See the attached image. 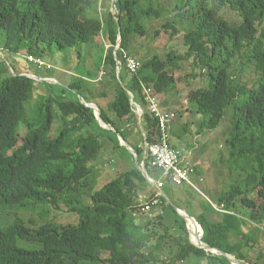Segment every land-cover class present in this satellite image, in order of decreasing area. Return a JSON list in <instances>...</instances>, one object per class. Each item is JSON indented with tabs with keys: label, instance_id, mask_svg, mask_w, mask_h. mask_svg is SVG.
I'll list each match as a JSON object with an SVG mask.
<instances>
[{
	"label": "trees",
	"instance_id": "trees-1",
	"mask_svg": "<svg viewBox=\"0 0 264 264\" xmlns=\"http://www.w3.org/2000/svg\"><path fill=\"white\" fill-rule=\"evenodd\" d=\"M115 6L116 19L109 12L101 16L98 0H0L1 50L44 62L47 55L71 50L81 59L95 46L89 57L98 65L95 78L75 77L58 90L25 76L38 78L32 71L9 74L0 68V264H230L193 246L188 225L163 197V217H138L139 197L152 200L158 193L136 166L87 191L106 140L114 152L124 149L117 135L130 143L127 131L136 126L141 140L159 141L158 121L146 98L178 92L181 61L194 73L185 80L205 83L190 92L188 104L207 118L209 131L219 129L231 113L233 138L227 143L233 157L248 166L245 177L214 203L229 214L217 213L205 200L199 201L200 214H188L202 228L194 224L195 233L204 245L240 263L264 264V232L258 228L264 226V0H117ZM154 20L163 23L153 39L184 34L188 50L149 53L131 74L125 54L143 47ZM102 73L100 80L112 83L114 95L109 99L102 90L100 118L116 133L102 129L91 108L67 96L97 104L83 97V83ZM35 95L38 102L27 112ZM131 99L143 111L145 137ZM135 151L142 158L145 146ZM150 167L147 156L148 176L159 182L162 172ZM36 210H45L43 217L65 211L78 221L63 224L48 217L36 228L30 218L18 216ZM210 215L221 221L213 223Z\"/></svg>",
	"mask_w": 264,
	"mask_h": 264
},
{
	"label": "rangeland",
	"instance_id": "rangeland-1",
	"mask_svg": "<svg viewBox=\"0 0 264 264\" xmlns=\"http://www.w3.org/2000/svg\"><path fill=\"white\" fill-rule=\"evenodd\" d=\"M162 23L163 21L160 20H154L153 22L151 21V29L148 41L142 42L143 47H140V45L135 50L137 54L134 53L133 55H129L126 53L125 56L127 55L128 57H131V59L134 60L137 59V62L140 65L141 59L147 57V54L150 53L148 55V57H150L153 54H156L157 52H163V48L165 49V47L166 49L173 48L178 55H184L185 52L188 50V46L184 45V34L178 35L174 38H169L168 35L162 34L158 39H153V37L156 35V31L162 29ZM183 31L186 30L184 29ZM116 47H120V44L118 43ZM83 52L84 53H82L81 59H79L77 51L72 50L66 52H55L53 54L47 55L43 60L45 63V67L43 70H40L35 65L30 64L25 58V56L17 55L16 57L14 56L15 54L10 55L11 53L8 54L7 51H3L0 49V68H8L9 74H12L13 71L16 72L19 70L32 71L34 75H38L39 77L53 75L61 76V73H70L68 75H62L64 79L61 82L64 81L65 84L68 85L74 81L75 77H80L84 79V77L89 78L94 77L96 75L95 67H98L97 61L94 60L95 57H89L93 56L97 52L95 46L89 48L88 52ZM51 65L53 66L52 70H50L52 68ZM180 65H182V72H178L177 76L182 77V81L179 82L178 92H176V94H173L172 96L177 101L176 111H174L177 117L174 121V130L173 124L171 127L170 134L171 136L174 135L173 138L171 137V142L173 146H176V148H180L181 140L183 139L182 144L184 145V147H182L183 152H180L181 156L185 164L191 166L197 172V175L193 178V182L195 183V186L198 190L195 191L197 199H195L194 201L197 202H195L196 204L194 207L196 209H199V211L196 212L197 214H199L201 210L199 201L205 200L199 194H204L206 197H208L207 195L209 194L211 196L210 198L212 199V201L216 204L220 197L228 193L232 187L237 185V183L245 177L244 170H248V166L233 157L231 147L227 143L233 138L231 113H228L223 124L220 126L219 129L215 131H209L207 129L208 127L205 126L208 121L207 118L197 113L196 105H188L190 92L200 87H204L205 83H202L200 81L198 82L193 78H188L185 80V77L188 74L192 76L194 73L189 65V62L181 61ZM236 69H240L239 63L235 66V70ZM102 75H104V73H102L101 76ZM101 76L99 77V79H94L95 77L92 80L85 79L86 82H84L83 85L86 88L87 94H82L84 98H86L87 96V99L89 101L92 99H94L95 101L96 99L99 100L102 90H107L109 99H111V97L114 95V88H112V83H102V80L100 79H103L104 76H102V78ZM251 78L252 76H250L249 78H245V80L249 82ZM243 79L244 77L242 78V82ZM61 82H59L58 84L47 82L44 83H46L47 86L54 85L56 86L55 89L58 90L60 89L58 85H61ZM67 96H73L74 99L81 103L82 97L72 94L70 92H67ZM37 97L38 96L35 95V97L32 99V102L28 106L27 112H29L33 105L38 102ZM169 98L171 97L162 99L163 103L165 101L168 102ZM102 102V104L105 103L104 100H102ZM96 106L98 107V105ZM188 108L189 110L192 109L194 112L189 115L186 114V112H183V110H186ZM180 115H183V118H181ZM177 135L181 136L182 139L179 140L178 138H176L175 136ZM120 145L121 147H124V149L120 148L118 149L119 152H114V149H112L110 144L108 146V140H106V143L104 144L105 147L102 148L98 159L99 172H97V175L94 178L92 187L87 190L89 194L92 193L94 190L101 189L110 180H113L117 176L126 172V170H124L123 168V163L121 159L124 156H129L130 154L133 156V154L132 152L128 151V149L121 143ZM131 145L134 146L135 144L132 142ZM136 148L137 147H135V149ZM179 151L182 150L179 149ZM129 160L132 161L131 156H129ZM201 178H204L203 184L200 182ZM172 192L173 190L166 188V191L164 192L166 193V197L164 199L169 205L172 206L173 209L176 207L180 210H183L184 208L172 198ZM175 192H177V190H175ZM211 208L212 210H216L213 206H211ZM184 211L190 216H193L192 211L190 209H184ZM43 212H45V210H36L34 212L19 211L18 216L22 218L25 222H28L27 220L28 218H30L34 222L36 228L42 224L47 223L49 221L48 217H50V220L58 219V222L63 224H74L78 221L77 216L65 211L51 210L47 217H43L42 214H40ZM139 216L143 217V214L140 213ZM209 220L213 223H218L221 221V218L218 215H210ZM188 227L191 231L190 221H188ZM167 243L169 244V246L173 245L172 241Z\"/></svg>",
	"mask_w": 264,
	"mask_h": 264
},
{
	"label": "built area",
	"instance_id": "built-area-1",
	"mask_svg": "<svg viewBox=\"0 0 264 264\" xmlns=\"http://www.w3.org/2000/svg\"><path fill=\"white\" fill-rule=\"evenodd\" d=\"M101 3L99 12L103 13L104 10L108 9L111 14L114 15L116 19L117 7L115 3L117 0H111L108 7H104L105 0H98ZM120 47H116L118 50ZM126 67L128 71L133 74L136 73L140 65L137 62V59H131V57L125 56ZM30 64L35 65L38 69H43L45 63L41 60H37L33 57L27 58ZM121 66V62H118V67ZM148 109L151 114L157 119L159 129H160V138L159 141L153 145H149L146 148V155L150 158L151 169L162 172L163 178L168 180L172 185L181 187L189 186L195 191H198L194 186L192 179L197 175V172L191 166L185 164L181 154L172 146L171 142V127L174 121V115L161 109L160 101L156 97H150L147 95ZM200 182L203 184L204 180L200 179ZM162 188V185L159 184ZM161 195H157L154 199L150 200L148 196L139 197L138 208L141 210V213L147 217L156 219L158 217H163L165 212L163 210V204L161 201ZM211 206H214L211 204ZM215 211L220 214H229L224 212L223 208H218L215 206ZM262 226L258 227L261 228ZM264 231V229H262Z\"/></svg>",
	"mask_w": 264,
	"mask_h": 264
},
{
	"label": "crops",
	"instance_id": "crops-1",
	"mask_svg": "<svg viewBox=\"0 0 264 264\" xmlns=\"http://www.w3.org/2000/svg\"><path fill=\"white\" fill-rule=\"evenodd\" d=\"M108 5H109V3H106L105 4V6L104 7H108ZM105 13H107L106 12V10H104V12L102 13L103 15H105ZM14 56H16L17 57V55H14ZM26 58V57H25ZM51 69L50 70H52L53 69V66L51 65ZM44 69V68H43ZM42 70V69H41ZM67 72V71H66ZM63 74H66V75H68V74H70V73H61V76L60 75H57V76H55V75H53L52 77H55L56 79V81H62L64 78H63ZM54 79V78H53ZM62 83H65L64 81L62 82ZM132 96V95H131ZM157 100H159L160 101V105H161V109L162 110H164V111H167V112H169V113H171V114H173L174 115V121H175V118L177 117V115L174 113V111H176V105H177V101H176V99L174 98V97H171V98H169V100H168V102H164L163 103V100L162 99H159V98H157ZM96 102L98 103V106H100V107H102L103 108V102H102V100H98V99H96ZM186 103V102H185ZM92 104H94V103H92ZM95 106L97 105V104H94ZM179 105V104H178ZM189 105V104H188ZM182 106V105H181ZM132 107L134 108V112L137 114V121L139 122V127H141V130H142V135H143V137H144V135H145V133H144V130L142 129V126H141V123H142V121H141V118L138 116V112L137 111H140L141 113H143V111H142V109L136 104V103H134V105H132ZM188 107V106H187ZM178 108V107H177ZM183 112H186V114H192L194 111L192 110V109H190L189 110V108L188 109H186V110H183ZM142 115V114H141ZM180 117L181 118H183V115H180ZM174 121H173V130H174V125H175V123H174ZM131 127H133L131 130H125V132L127 131V132H129V144L131 145V143L133 142L135 145L133 146V145H131V147L134 149L135 147H137V148H139L140 149V147H142L143 145L145 146V140H141V139H143L141 136H139V134L138 133H136L135 132V127L136 126H131ZM173 136L174 135H172V138H173ZM176 138H178L179 140H181L182 139V137L181 136H175ZM141 138V139H140ZM183 140V139H182ZM182 140H181V144H180V148H176V146H173L179 153L180 152H183V149H182V147H184V145L182 144ZM179 149H181L182 151H179ZM135 150V149H134ZM136 152V151H135ZM181 154V153H180ZM120 156V155H119ZM129 156H131V159H132V161H130L129 160ZM129 156H124V157H122V163H123V168H124V170H126V171H128L129 169H131V168H133V166H136L137 167V164H136V158H135V156L133 157L131 154L129 155ZM121 157V156H120ZM135 158V159H134ZM146 159H147V155H146V149H145V152H144V155H143V157L142 158H140L139 157V155H138V161H139V163L140 164H144L145 165V161H146ZM201 179H203L204 180V178H201ZM192 182H193V179H192ZM157 184H161L162 185V190H165L166 191V188L167 189H171V190H173V192H172V194H171V196H172V198L175 200V201H177L184 209H190L191 211H192V214H197L196 212H198L199 211V209H196V208H193V206L196 204L195 202H197V201H194L195 199H197L196 197V194H193V196L191 195V193L193 192V190L194 189H192L191 187H189V186H181V187H177V186H174V185H172V184H169V183H167L166 181H165V179L162 177L161 179H160V181L159 182H157ZM193 184H194V186H195V183L193 182ZM196 187V186H195ZM175 190H177V192H175ZM184 190V191H183ZM149 191V190H148ZM157 191V195H161V193L158 191V190H156ZM194 192H195V190H194ZM201 197H203V199H205L209 204H213L214 205V202L212 201V199L210 198L211 196L208 194L207 196L208 197H206L204 194H199ZM144 196H147L146 194H144V195H142V196H140V197H144ZM200 205V204H199ZM215 206L216 205H214L213 207L215 208ZM184 209H183V212H185L184 211ZM182 210V209H181ZM200 212H201V210H200ZM186 213V212H185ZM187 214V213H186ZM200 214V213H199ZM198 215V214H197ZM216 216V215H215ZM135 217H136V215H135ZM138 217H140L139 215H138ZM143 217H145L144 215H143ZM137 218V217H136ZM145 218H147V217H145ZM148 219V218H147ZM149 219H152V218H149Z\"/></svg>",
	"mask_w": 264,
	"mask_h": 264
},
{
	"label": "water",
	"instance_id": "water-1",
	"mask_svg": "<svg viewBox=\"0 0 264 264\" xmlns=\"http://www.w3.org/2000/svg\"><path fill=\"white\" fill-rule=\"evenodd\" d=\"M121 34H120V37L118 39V43L120 44L121 43ZM119 73V69H117V75ZM35 81H38V82H47V83H55V84H58L59 82L56 81L55 79H39L33 75H25ZM118 80H119V77H118ZM129 96L132 98L131 94L129 93ZM81 103L83 105H85L86 107H89L93 110V113H94V116H95V119L97 121V123L99 124V126L102 128V129H105V130H109V131H112L114 133L115 130L109 126V125H106L100 118V113H99V109L97 106H95L94 104H88L87 102H85L84 99L81 98ZM131 104L134 105V102L132 101L131 99ZM138 112V116L141 117V112L140 111H137ZM145 137V135H144ZM117 138H118V141H120V143L125 146L130 152H132V154L135 156L136 158V164H137V169L143 174V176L145 177V180L147 181V183L152 186L153 188H155L156 190H158L160 193H161V196L163 198H165V193L164 191L162 190V188L159 186V184H157L154 180H152L149 176H148V173H147V170L145 168V165L142 163L140 164L139 161H138V155L137 153L135 152V150L131 147V145L125 141L124 138H122L120 135H117ZM145 140V149L148 147V143H147V140H146V137L144 138ZM174 210L176 211V213L179 215L180 218H182L186 225H188V221H191L195 224L196 227H200L201 226L196 222V220H194L193 218H191L188 214H186L185 212L179 210L178 208H174ZM202 229V228H201ZM189 231V230H188ZM190 234V243L195 246L196 248H198L199 250H203L205 251L206 253L208 254H212V255H216V256H221V257H224L225 259H227L229 261L230 264H243V263H240L238 262L235 258L231 257V256H228L224 253H221L220 251L218 250H213L211 249L210 247L204 245L200 239V233L199 234H196L195 238L198 240V244H196L192 238H191V233L189 232Z\"/></svg>",
	"mask_w": 264,
	"mask_h": 264
},
{
	"label": "bare ground",
	"instance_id": "bare-ground-1",
	"mask_svg": "<svg viewBox=\"0 0 264 264\" xmlns=\"http://www.w3.org/2000/svg\"><path fill=\"white\" fill-rule=\"evenodd\" d=\"M101 6V3L98 1V8ZM146 147V146H145ZM190 224H191V238H192V240L195 242V243H197V244H199L198 243V240L195 238V236H196V233H195V229H194V223L193 222H191L190 221ZM261 231H263L262 229H264V226H262L261 228H259ZM264 232V231H263ZM234 258V257H233Z\"/></svg>",
	"mask_w": 264,
	"mask_h": 264
},
{
	"label": "clouds",
	"instance_id": "clouds-1",
	"mask_svg": "<svg viewBox=\"0 0 264 264\" xmlns=\"http://www.w3.org/2000/svg\"><path fill=\"white\" fill-rule=\"evenodd\" d=\"M106 12H109V10L108 9H106ZM110 13V12H109ZM101 14V16H104V15H102V13H100Z\"/></svg>",
	"mask_w": 264,
	"mask_h": 264
}]
</instances>
